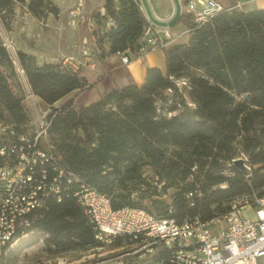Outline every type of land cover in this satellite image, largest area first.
Masks as SVG:
<instances>
[{
    "label": "trees",
    "instance_id": "trees-1",
    "mask_svg": "<svg viewBox=\"0 0 264 264\" xmlns=\"http://www.w3.org/2000/svg\"><path fill=\"white\" fill-rule=\"evenodd\" d=\"M15 3H26L37 19L58 14L48 0H0L1 20L13 14ZM103 8L104 14L96 11L93 16L104 29L102 36L93 30L96 45L108 43L110 54L136 53L148 26L138 0H104ZM182 19L190 37L163 50L164 73L148 68L140 86H115L78 109L66 103L57 110L53 104L87 88L85 78L64 63L39 65L21 50L16 56L32 93L56 111L48 129L50 142L84 183L109 196L115 209L135 206L177 223L195 217L206 222L226 213L236 196L254 189L256 196L264 195V9L223 8L199 25L189 14ZM108 20L112 23L106 29ZM14 74L13 60L0 40V103L10 120L23 125L21 99L7 82ZM168 93L179 101L164 108L159 102L165 104ZM237 145L249 158L245 170L235 164ZM226 163L230 175L223 172ZM145 167L162 191L153 186L151 192ZM166 189L174 190L170 202L160 199ZM133 190H141L149 206L131 201ZM27 219L28 229L46 234L49 250L100 245L71 198L51 202ZM121 239L138 242L129 237L113 242ZM152 247L150 260L175 264L170 250Z\"/></svg>",
    "mask_w": 264,
    "mask_h": 264
},
{
    "label": "built area",
    "instance_id": "built-area-1",
    "mask_svg": "<svg viewBox=\"0 0 264 264\" xmlns=\"http://www.w3.org/2000/svg\"><path fill=\"white\" fill-rule=\"evenodd\" d=\"M222 9L215 0L184 3L185 14L198 25ZM140 42L136 57L177 44L169 26L157 28L149 24ZM3 44L6 49L11 47L9 40ZM82 54L87 56V51ZM65 61L94 68L92 63H81L71 56ZM26 103L35 116L33 128L17 125L7 116L0 117V264L9 263L11 247L19 233L29 227V214L69 198L81 208L101 244L129 237L143 247L150 244L147 250L151 253L153 245L167 248L175 264H259L264 258V195L232 200L226 213L206 222L195 217L177 223L174 218H159L135 206L115 209L109 196L88 186L63 164L48 137L56 111L30 89Z\"/></svg>",
    "mask_w": 264,
    "mask_h": 264
},
{
    "label": "rangeland",
    "instance_id": "rangeland-1",
    "mask_svg": "<svg viewBox=\"0 0 264 264\" xmlns=\"http://www.w3.org/2000/svg\"><path fill=\"white\" fill-rule=\"evenodd\" d=\"M48 1L51 2L53 6L57 7L55 2H58V0ZM114 2L117 3L118 0H114ZM96 4L97 0L87 2L86 6L82 9L83 14L86 15L88 13L87 10L89 6L94 7ZM59 11L60 10L58 8V14ZM95 13L96 11H93L90 14L89 19H91V23L93 24V27L90 28L96 30L99 36H102L101 31L103 30V27L99 28L94 21L95 19H93ZM58 14L53 15L50 13L43 19H37L28 12L26 3H15L13 14L9 17H6L5 20L0 19V40L2 42L9 40L11 43V47H9L7 50L15 66V74L11 77H8L7 82L12 92L21 99V104L26 115L25 124L22 126L27 129L33 128L32 126L35 116L33 112L27 107L26 94L30 87L27 83L24 72L20 71V67L18 66L16 52L20 50L21 47L31 49L39 57V59H36L34 56L37 64L42 65L43 63H64L67 67L75 71V68L71 64L64 62L65 57L64 59L61 58L62 54L60 51L61 47L59 48V43L61 42L62 38H60L59 34L54 35L55 29L58 30V28L55 26ZM81 21L84 22L81 24ZM107 22L112 23L110 20ZM87 23L88 20L81 19L79 22V24H81L80 28L82 27L83 29ZM71 24L76 25V20L72 21ZM106 26L107 25L105 24L104 28ZM63 35L66 41L68 39V35H66V33ZM70 39L71 36L69 37V40ZM71 49L69 50V47L65 48L63 50V55L71 56ZM4 74L8 76L7 72H4ZM180 89H183V86H180ZM86 98H89V96L85 93V90H75L72 91L69 96L64 97L60 101L58 100L57 103H54L53 108L58 110L64 104L70 103L74 109H78V107L84 105ZM177 100L178 99L174 96V94L168 93V96L165 100L166 103L164 104V102L161 101L159 104L166 108V106H173ZM41 105H43V103H41ZM164 108L163 112H166ZM160 112H162V109H160ZM0 115L7 116V112L3 109L1 103ZM235 157L243 159L245 163L249 159L248 156L241 151L239 145H237ZM223 172L226 175H230L231 165L226 163ZM143 176L149 183L151 192L153 191V186H155L158 191H162L160 185L155 183V178L151 169L145 167L143 169ZM142 186L144 188H148V186ZM133 191L134 192L130 197L131 201H134L141 206H149L148 198L141 199V190H136V192L135 190ZM257 191L258 190L254 189V192L251 194H242L234 197L232 200L253 198V196L257 195ZM173 193V189H166L164 190V193L160 195V199L164 200L165 202H170ZM232 200L229 202H232ZM219 216L220 214L215 217ZM34 218L35 216H33V219ZM212 226L213 224H210V227ZM26 228L22 230L23 232L19 233L16 243L11 247L9 253L10 261L8 264H88L102 260H122L123 264H159L150 260L151 252L147 250L151 246L150 244H147L143 247L139 243L127 244L125 240L121 239L116 242H112L111 244L100 243V245L96 247H87L83 249H73L61 252L54 248H51L50 250L48 249L44 243L46 234L37 229H28V227ZM259 264H264V258L259 260Z\"/></svg>",
    "mask_w": 264,
    "mask_h": 264
},
{
    "label": "crops",
    "instance_id": "crops-1",
    "mask_svg": "<svg viewBox=\"0 0 264 264\" xmlns=\"http://www.w3.org/2000/svg\"><path fill=\"white\" fill-rule=\"evenodd\" d=\"M89 1L92 0H58V2H55L60 11L57 20L55 19V26L58 30L55 29L54 35L59 34L60 38H62L59 43L62 54L61 58L64 59V57L66 58L68 56L63 55V50L69 47V50L72 48L71 57H74L81 63L89 62L94 65V68H90L89 66L75 65L76 63L63 60L65 63L68 62L71 64L75 68L78 76L85 78L89 85L87 88L77 90H85V93L89 96V98H86L83 106L97 101L115 86L124 87L131 84L140 86L144 82L145 73L148 68H158L163 73L166 70V60L163 50L155 49L147 51L139 57H136L135 53L130 51H126L123 54H110L108 52V43H104L101 47H98L92 33L94 29L90 28L93 27V24L89 18L93 11H99L101 14H104V0H97L96 6H89L87 10L88 13L84 15L82 9ZM185 1L186 0H138L140 10L147 23L157 28L169 26L170 33L173 38H176L177 44L186 43L190 37V33L186 29L182 19V16L185 15ZM215 1L224 9L236 8L244 12L264 9V0ZM81 19L88 20V23L83 29L82 27L80 28V25L84 21H81V24H79ZM74 20H76V25L71 24ZM106 25L105 28L108 29L111 23L106 22ZM65 33L68 35L66 41L63 35ZM70 36L71 39L69 40ZM20 50L39 59L37 54L31 49L21 47ZM84 50L87 51V56L82 54ZM124 57L127 59L126 62L123 59ZM71 93L67 94L65 97L69 96Z\"/></svg>",
    "mask_w": 264,
    "mask_h": 264
},
{
    "label": "water",
    "instance_id": "water-1",
    "mask_svg": "<svg viewBox=\"0 0 264 264\" xmlns=\"http://www.w3.org/2000/svg\"><path fill=\"white\" fill-rule=\"evenodd\" d=\"M235 164L237 165V167H239L242 170H245V165H244V160L241 158H238L235 160Z\"/></svg>",
    "mask_w": 264,
    "mask_h": 264
}]
</instances>
